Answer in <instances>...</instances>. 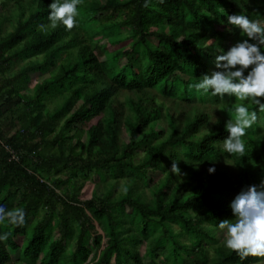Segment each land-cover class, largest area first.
Masks as SVG:
<instances>
[{"label": "trees", "instance_id": "16d2710c", "mask_svg": "<svg viewBox=\"0 0 264 264\" xmlns=\"http://www.w3.org/2000/svg\"><path fill=\"white\" fill-rule=\"evenodd\" d=\"M52 2L0 0V206L26 212L0 264H264L218 228L264 180V113L230 155L226 122L257 106L189 89L264 0H81L45 30Z\"/></svg>", "mask_w": 264, "mask_h": 264}, {"label": "clouds", "instance_id": "9594fccd", "mask_svg": "<svg viewBox=\"0 0 264 264\" xmlns=\"http://www.w3.org/2000/svg\"><path fill=\"white\" fill-rule=\"evenodd\" d=\"M80 3L81 0H53L49 5L50 25L40 27L46 30L49 26L55 28L58 23H62L68 30H72L78 23ZM150 3L151 0H145L144 7H149ZM227 21L247 39L236 42L229 50L218 55L215 67L219 70L202 76L199 82L190 84L189 89L204 94L211 91L213 96L222 99L225 95L235 96L238 101H247L257 106L256 109H250L239 104L235 107V119H229L225 125L229 135L224 140V151L230 155H243L246 149L243 137L257 123L258 112L264 113V21L250 19L243 13L229 15ZM215 170V167H210L208 171L214 173ZM170 171L177 176L181 175L177 161L172 163ZM230 207L235 219H225L218 224V228L224 232L225 247L234 251L242 260L249 256L264 257V180L259 186L251 185L243 189ZM5 221L22 227L26 223V212L23 208L7 210L0 206V223ZM8 236L9 233L0 235V241H6Z\"/></svg>", "mask_w": 264, "mask_h": 264}, {"label": "rangeland", "instance_id": "374dc122", "mask_svg": "<svg viewBox=\"0 0 264 264\" xmlns=\"http://www.w3.org/2000/svg\"><path fill=\"white\" fill-rule=\"evenodd\" d=\"M124 61H125L124 58H122V59L120 60V62H122V63H123ZM156 173H157V172H150V175H155ZM91 190H92V184H91V183L86 184V187H85V189H84L85 195L88 196ZM222 235L224 236V232H223ZM140 250H141V252H144V250H145V246H144V245L141 246V249H140ZM17 253H18V251L15 252V253H13V256H15L14 258L17 257ZM38 264H39V262H38Z\"/></svg>", "mask_w": 264, "mask_h": 264}]
</instances>
